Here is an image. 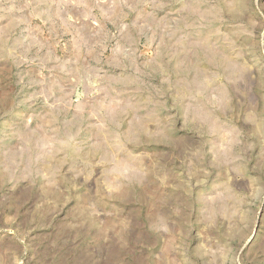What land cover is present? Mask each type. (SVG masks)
Instances as JSON below:
<instances>
[{"label":"rangeland","instance_id":"1","mask_svg":"<svg viewBox=\"0 0 264 264\" xmlns=\"http://www.w3.org/2000/svg\"><path fill=\"white\" fill-rule=\"evenodd\" d=\"M0 264H264V0H0Z\"/></svg>","mask_w":264,"mask_h":264}]
</instances>
